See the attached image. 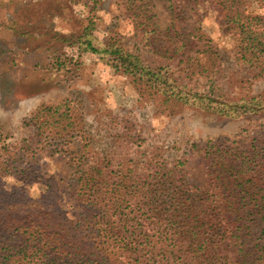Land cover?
Returning a JSON list of instances; mask_svg holds the SVG:
<instances>
[{
  "label": "trees",
  "instance_id": "16d2710c",
  "mask_svg": "<svg viewBox=\"0 0 264 264\" xmlns=\"http://www.w3.org/2000/svg\"><path fill=\"white\" fill-rule=\"evenodd\" d=\"M164 1L171 19L166 30H160L150 0L123 3L156 62L120 41L106 45L140 93L224 116L264 110V94L228 99L213 88L193 90L175 75L216 72L223 56L202 31L211 15L232 38L237 60L252 76H262L264 0ZM96 5L94 0L92 10ZM88 48L99 50L90 39ZM61 108L41 103L25 117L34 126L33 139L1 144L0 264H264V135L252 138L246 150L229 137L208 140L202 173L193 172L189 159L170 160L163 146L131 157L128 150L114 163L101 159L87 140L92 147H78L72 171L60 169L33 195L31 185L46 178L36 167L41 153L69 150L73 142L70 105ZM4 132L0 125V141ZM64 195L82 207V216L62 212ZM252 214L257 236L248 238L253 228L244 220Z\"/></svg>",
  "mask_w": 264,
  "mask_h": 264
},
{
  "label": "rangeland",
  "instance_id": "374dc122",
  "mask_svg": "<svg viewBox=\"0 0 264 264\" xmlns=\"http://www.w3.org/2000/svg\"><path fill=\"white\" fill-rule=\"evenodd\" d=\"M96 1L92 10L94 0H0V125L7 134L0 148L3 142L20 145L33 139L34 126L25 117L43 102L62 104L61 110L69 104L74 122L69 150L41 153L36 167L46 178L31 185L33 195L46 189L60 169L72 171V155L81 145L87 151L95 146L101 159L112 157L114 163L128 150L131 157L159 145L173 162L189 159L193 172L202 173L208 140L229 137L246 150L252 138L264 135L263 109L260 115L224 116L180 101L164 104L159 94L143 96L106 45L120 41L150 63L157 55L135 35L125 0ZM150 1L160 30H166L171 25L167 4ZM202 31L218 46L222 62L211 75L176 70L178 79L193 90L213 88L228 99L264 94V72L252 76L237 60L232 38L214 16L203 19ZM89 39L99 50L86 49ZM11 182L8 178L7 187ZM59 206L69 216L83 214L66 195ZM244 221L253 228L249 238L258 229L255 214Z\"/></svg>",
  "mask_w": 264,
  "mask_h": 264
}]
</instances>
